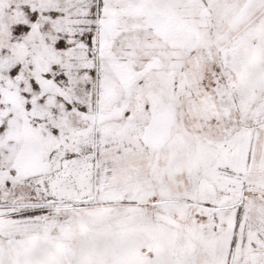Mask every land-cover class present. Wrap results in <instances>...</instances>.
<instances>
[{"label":"snow or ice","instance_id":"obj_1","mask_svg":"<svg viewBox=\"0 0 264 264\" xmlns=\"http://www.w3.org/2000/svg\"><path fill=\"white\" fill-rule=\"evenodd\" d=\"M0 264H264V0H0Z\"/></svg>","mask_w":264,"mask_h":264}]
</instances>
